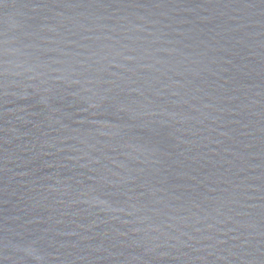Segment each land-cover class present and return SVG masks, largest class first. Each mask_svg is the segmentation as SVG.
<instances>
[{"label": "water", "instance_id": "1", "mask_svg": "<svg viewBox=\"0 0 264 264\" xmlns=\"http://www.w3.org/2000/svg\"><path fill=\"white\" fill-rule=\"evenodd\" d=\"M0 264H264V0H0Z\"/></svg>", "mask_w": 264, "mask_h": 264}]
</instances>
